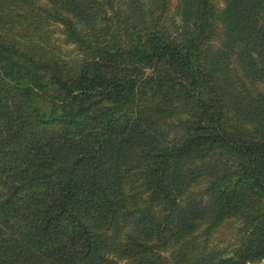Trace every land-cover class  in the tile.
Returning a JSON list of instances; mask_svg holds the SVG:
<instances>
[{
    "label": "trees",
    "instance_id": "1",
    "mask_svg": "<svg viewBox=\"0 0 264 264\" xmlns=\"http://www.w3.org/2000/svg\"><path fill=\"white\" fill-rule=\"evenodd\" d=\"M219 1L0 0V264L264 260V0Z\"/></svg>",
    "mask_w": 264,
    "mask_h": 264
},
{
    "label": "rangeland",
    "instance_id": "2",
    "mask_svg": "<svg viewBox=\"0 0 264 264\" xmlns=\"http://www.w3.org/2000/svg\"><path fill=\"white\" fill-rule=\"evenodd\" d=\"M219 3L220 6H222V3L220 1ZM171 4L172 7L174 8L176 5V0H172ZM48 35L51 43L54 44L57 48L58 47L61 48L62 51L60 53L62 55H68L73 52V46L68 43L66 44L64 42L63 34H61L60 27L56 25H52L50 27V32L48 33ZM41 105L44 107L43 103H41ZM202 185L203 184L197 186V188L202 187ZM239 228H240V224L236 220H230L225 222L216 230V232L213 233L211 237V246L213 248H219V249L230 248L231 245L236 241ZM258 264H264V261Z\"/></svg>",
    "mask_w": 264,
    "mask_h": 264
},
{
    "label": "water",
    "instance_id": "3",
    "mask_svg": "<svg viewBox=\"0 0 264 264\" xmlns=\"http://www.w3.org/2000/svg\"><path fill=\"white\" fill-rule=\"evenodd\" d=\"M264 261V260H263Z\"/></svg>",
    "mask_w": 264,
    "mask_h": 264
}]
</instances>
